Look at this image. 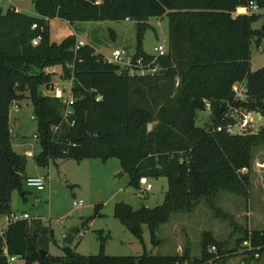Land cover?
<instances>
[{
	"label": "trees",
	"instance_id": "1",
	"mask_svg": "<svg viewBox=\"0 0 264 264\" xmlns=\"http://www.w3.org/2000/svg\"><path fill=\"white\" fill-rule=\"evenodd\" d=\"M33 3L38 16L14 9L4 13L0 8V215L12 213L15 190L26 195L25 159L13 150L10 131V108L26 98L38 124L42 151L35 163L40 167L48 168L58 159H118L131 176V187L139 188L141 178L168 180L161 205L139 210L116 205L115 217L138 239L142 240L146 225L152 243L158 244V230L173 214L191 213L201 201L215 210L220 192L249 199L253 153L264 143V127L258 134H233L229 126L242 111L264 116V68L251 70L253 43L264 42V25L253 28L262 18L257 11L264 9V0ZM252 4L257 11L237 14ZM164 17L169 19L168 53L158 60L154 73L131 74L89 45L76 51V36L60 44L50 40L49 22L55 18L72 25L128 20L137 28L133 60L142 58L149 65L154 56L143 49L147 21ZM39 36L40 44L33 46L32 40ZM55 67H61L62 79L72 81L73 115L68 121L63 101L41 92L42 87L50 91L54 86L55 73L47 70ZM238 83L249 90L244 101L234 98ZM208 105L210 121L200 127L199 114L208 111ZM101 210L102 206L96 208V216ZM41 221L21 220L8 226L0 237V264H9L6 251L25 264H226L246 241L255 249L246 253L248 259L264 254V231L245 230L235 250H227L224 242L205 232L202 256L192 261L189 253L108 256L104 245L97 256L80 255L69 246L63 256H54L43 247L46 239L54 240V230ZM42 250L48 252L46 257Z\"/></svg>",
	"mask_w": 264,
	"mask_h": 264
},
{
	"label": "rangeland",
	"instance_id": "2",
	"mask_svg": "<svg viewBox=\"0 0 264 264\" xmlns=\"http://www.w3.org/2000/svg\"><path fill=\"white\" fill-rule=\"evenodd\" d=\"M3 11L10 7L18 8L30 16H37L33 0H0ZM262 18L253 25L254 29H261L264 25V9L258 10ZM149 28L145 32L143 49L146 54L153 55L154 48L163 45L168 48L169 19L150 18L147 21ZM49 34L52 43L60 44L71 36L84 39L97 54H102L106 59H111L113 52L118 49L126 53L128 61L135 55L137 28L135 22L128 21H102L79 22L70 24L59 18L50 20ZM262 49V51H260ZM121 68L122 65L118 64ZM264 68V42L252 46L251 70L253 72ZM48 69L54 72L53 83L60 84L62 88L72 87V81L62 79L61 67ZM44 95L53 96L45 87L41 88ZM20 109L10 112V131L13 150L25 159V175L40 176L46 179V189L39 192L29 189L24 184L25 196L15 190L11 196V210L14 214H27L30 220L41 219V225L54 230V240L47 241L43 246L51 255L63 256L66 246L65 238L76 227L81 230L71 246L80 255L97 256L104 253L108 256H141L149 255H178L189 253L191 261L201 258L203 248L202 240L205 232H211L216 238L225 243L227 250H235L237 240L248 230L247 222L254 230L264 229V197L251 194L250 199L229 192H220V200L216 199V209L213 210L201 201L196 209L191 212L175 213L170 222L160 226L157 236L158 244H153L148 226L143 227L142 240L133 235L129 229L115 217L117 204L125 203L134 210L143 207L154 208L164 203L168 190L166 178L149 179L153 189L144 197L140 195L141 188L131 187V176L123 171L118 159L102 161L101 159H86L75 161L72 159H58L50 167L43 168L35 163V156L42 151L38 135V124L34 118V108L30 99L16 102ZM246 113L242 111L241 114ZM257 114V113H256ZM230 115H232L230 113ZM210 121V112L199 114L197 124L207 126ZM230 125V132L242 134L248 131L258 134L264 127V116L255 118L248 129H242L240 121L234 120ZM253 167L250 171L251 181L254 178L264 177V143L254 149ZM259 159L262 165H257ZM261 168L263 171L258 172ZM234 197L244 203L248 217H236L227 212L236 208L232 202ZM223 199V201H222ZM83 201L80 208L74 206L75 202ZM102 206L101 215L96 216V208ZM233 221H232V220ZM4 222L0 223L3 226ZM83 226V227H82ZM243 245L226 264H242L246 257ZM257 260V259H256ZM264 263V254L262 255ZM250 262H254L249 259ZM256 262V261H255ZM9 264H25L24 260L17 259ZM38 264V263H34ZM212 264V263H209Z\"/></svg>",
	"mask_w": 264,
	"mask_h": 264
},
{
	"label": "built area",
	"instance_id": "3",
	"mask_svg": "<svg viewBox=\"0 0 264 264\" xmlns=\"http://www.w3.org/2000/svg\"><path fill=\"white\" fill-rule=\"evenodd\" d=\"M250 9L252 11H257V7L252 4L250 8H239L237 11V14H248L250 12ZM37 28H38L37 25H33V29H37ZM41 40H42L41 36L33 39L32 45L38 46ZM84 46H86V43L84 41L77 40L75 49L77 51ZM260 51H262V49H260ZM167 53H168V49L165 48L163 45L156 46L154 48V53L152 55L154 56L153 61L149 65H145L144 60L142 58L138 59L136 62H134L133 57L131 58L130 61L126 60L127 59L126 53L121 50H115L113 52L112 58L107 59V60L110 63L122 65L123 66L122 69H127L131 74L154 73L157 70H159L158 60L166 56ZM153 64L155 66H153ZM53 69H54V72H56L55 68ZM50 92L52 93L54 97L59 98L63 101V104L66 106L64 110V118L66 121H68L69 118L73 115L72 106L74 103V99L72 96V87L69 88V92H67L66 88H62L60 84L54 83V86L51 88ZM234 95H235L234 98L236 101H244L247 99L249 95V90L244 83H238L234 86ZM100 99L101 98L98 97L97 101H100ZM19 109H20L19 105L16 102H14L10 108V112L11 110H13L14 112H18ZM207 110L208 111L210 110L209 105L207 106ZM257 117L259 118L258 114H256L255 112H250V113H244L240 116H236L235 119L240 121V125L242 129H248L251 123L253 122V120ZM35 138H37V136H35ZM25 185L29 189H34L39 192H43L46 189V179L40 176H29L25 180ZM139 185L141 188L140 195L142 197H144L146 193H149L153 189V186L149 182L148 178H141L139 181ZM83 205H84L83 201L74 203V206L76 208H80ZM21 220H30V217L27 214H23L19 216L17 214H14L13 212L8 215H0V223L2 221L4 222V225L0 226V237H4L7 231V228L11 223L21 221ZM242 245H243V248L246 249L245 253L255 251L250 241H246ZM212 251L215 252L216 248L215 247L212 248ZM6 255L8 256L9 263L16 261L18 259L16 257H10L7 251H6ZM256 256L259 257V255H256Z\"/></svg>",
	"mask_w": 264,
	"mask_h": 264
},
{
	"label": "crops",
	"instance_id": "4",
	"mask_svg": "<svg viewBox=\"0 0 264 264\" xmlns=\"http://www.w3.org/2000/svg\"><path fill=\"white\" fill-rule=\"evenodd\" d=\"M0 8L3 10V7H2L1 4H0ZM10 9H14V10H16L19 13H23L20 9H18L16 7L15 8L10 7L8 10H10ZM4 13H6V12H4ZM23 14H25V13H23ZM26 15H28V14H26ZM37 16H38V14H37ZM128 22H131V21H128ZM76 38H77V40L84 41L86 43V45H89V43H87V41H85L84 39H81V38L77 37V35H76ZM116 50H118V49H116ZM256 162H257V165L263 166L262 163H261V161H259V159H257ZM256 169H258V172L259 173L263 171L261 168L259 169L258 167H256ZM250 193L251 194H253V193L254 194H258V196H263L264 197V177L261 178V175H260V177L252 179ZM227 199H229V200L232 199L233 200L232 202H234L235 204H237V207L236 208H231V209H228L229 208L228 206H223V208L226 209L227 212L231 213L232 215H235L236 217H242L243 215H245V216L248 217V214L249 213H248V211H246V209H244V203L241 200H239L238 198H234V197L228 198L227 196H225V199L224 200L226 201ZM219 200H220V195H218V197H217V201H219ZM222 201H223V199H222ZM246 225H247L246 228L249 231H264V229H261V230H254V229H252L250 227V221L249 220H248V222H247ZM76 239H77V237H76ZM245 259H248V258H245ZM262 261L263 260H262V255H261L259 258H257V260H254V262H250L249 259H248V260H244L242 262V264H264Z\"/></svg>",
	"mask_w": 264,
	"mask_h": 264
},
{
	"label": "water",
	"instance_id": "5",
	"mask_svg": "<svg viewBox=\"0 0 264 264\" xmlns=\"http://www.w3.org/2000/svg\"><path fill=\"white\" fill-rule=\"evenodd\" d=\"M25 168H26V165L24 164L22 166V170H25ZM80 230H81L80 227H76V228H74V229H72L70 231V233L67 235V237L64 240V243H65L66 246L71 247L74 244V241H75L76 237L78 236ZM41 255H42V257H46L48 255V252L42 250L41 251Z\"/></svg>",
	"mask_w": 264,
	"mask_h": 264
}]
</instances>
